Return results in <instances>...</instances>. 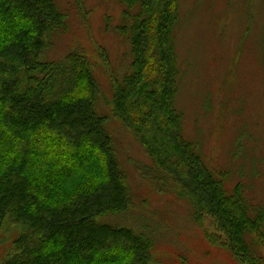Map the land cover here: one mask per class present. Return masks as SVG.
<instances>
[{
    "label": "trees",
    "instance_id": "16d2710c",
    "mask_svg": "<svg viewBox=\"0 0 264 264\" xmlns=\"http://www.w3.org/2000/svg\"><path fill=\"white\" fill-rule=\"evenodd\" d=\"M117 2L116 30L132 60L123 76L109 74V116L98 109L103 88L85 51L49 57L68 27L58 0H0V227L19 226L1 264L154 262L151 233L105 218L135 204L108 129L113 119L154 161L157 189L186 198L198 224L211 219L215 229L204 226L213 243L242 264H264V210L241 183L228 188L183 134L175 100L180 0Z\"/></svg>",
    "mask_w": 264,
    "mask_h": 264
},
{
    "label": "rangeland",
    "instance_id": "374dc122",
    "mask_svg": "<svg viewBox=\"0 0 264 264\" xmlns=\"http://www.w3.org/2000/svg\"><path fill=\"white\" fill-rule=\"evenodd\" d=\"M58 2L68 27L54 36L49 57L85 51L103 88L98 109L111 116L109 74L123 76L132 60L130 41L116 30L122 6L117 0ZM179 7L175 100L183 134L199 143L214 172L226 175L228 188L241 183L245 197L264 210V0H180ZM108 129L135 204L106 220L151 233L152 264H242L208 237L204 225L215 229L209 217L198 224L186 198L157 189L154 161L123 124L113 119ZM18 235L19 226L8 221L0 227V264Z\"/></svg>",
    "mask_w": 264,
    "mask_h": 264
}]
</instances>
